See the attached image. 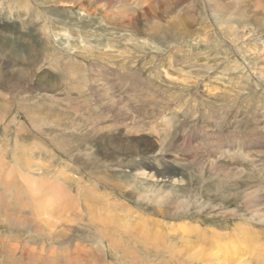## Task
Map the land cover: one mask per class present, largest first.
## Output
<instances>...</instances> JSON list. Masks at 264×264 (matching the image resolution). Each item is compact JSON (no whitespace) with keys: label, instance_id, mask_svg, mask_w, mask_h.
<instances>
[{"label":"rangeland","instance_id":"obj_1","mask_svg":"<svg viewBox=\"0 0 264 264\" xmlns=\"http://www.w3.org/2000/svg\"><path fill=\"white\" fill-rule=\"evenodd\" d=\"M263 22L0 0V264H264Z\"/></svg>","mask_w":264,"mask_h":264},{"label":"bare ground","instance_id":"obj_2","mask_svg":"<svg viewBox=\"0 0 264 264\" xmlns=\"http://www.w3.org/2000/svg\"><path fill=\"white\" fill-rule=\"evenodd\" d=\"M183 1V0H182ZM180 2V1H179ZM206 2H207V0H206ZM205 9V8H204ZM178 10V9H177ZM170 12V11H169ZM178 12V11H177ZM175 14V13H174ZM215 17L217 16L218 18H219V20L221 21V19L223 20L224 19V16L222 15H218L219 13H217V12H215ZM193 17V16H192ZM198 17V16H197ZM213 17H214V14H213ZM218 18H216V19H218ZM189 19V18H188ZM199 19V18H198ZM215 19V20H216ZM177 20V19H176ZM187 20V19H186ZM194 20V19H193ZM200 20V19H199ZM178 22H182V21H184L183 20V18H182V21L180 20V19H178L177 20ZM177 21H176V23H177ZM217 21V20H216ZM217 22H219V21H217ZM193 23V22H192ZM264 23V22H263ZM178 24V23H177ZM183 24H184V22H183ZM7 192V191H6ZM236 227V226H235ZM246 229V231H244L245 232V234H246V236L249 234V235H252L253 234V232H251V228H247V227H245V228H240V230H245ZM242 234V233H241ZM181 235V234H180ZM244 236V235H243ZM216 238H218V237H216ZM256 258V257H255ZM202 261V260H201ZM245 263V262H244Z\"/></svg>","mask_w":264,"mask_h":264}]
</instances>
